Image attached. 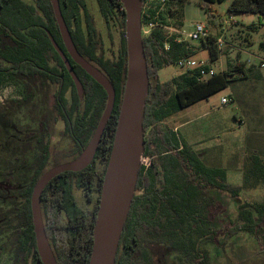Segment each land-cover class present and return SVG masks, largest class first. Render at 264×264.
Returning a JSON list of instances; mask_svg holds the SVG:
<instances>
[{
  "label": "trees",
  "instance_id": "obj_1",
  "mask_svg": "<svg viewBox=\"0 0 264 264\" xmlns=\"http://www.w3.org/2000/svg\"><path fill=\"white\" fill-rule=\"evenodd\" d=\"M142 1L146 4L149 0ZM225 1L200 0V7L213 16L214 6ZM96 2L110 29L112 26L120 29L119 50L112 57L100 52L101 42L87 0H59L62 15L79 53L110 80L116 100L93 163L83 171L57 176L43 193V223L58 264L90 263L99 200L125 92L128 66L125 11L119 0ZM179 5L177 19L183 26L184 2ZM227 12L230 17L236 14L264 17V0H233ZM156 17L155 10L149 7L143 9L144 25L158 23L143 38L150 82L143 120L144 157H149L151 164L148 169L141 166L137 192L120 240L116 264H152V243L168 244L181 264H211L209 251L203 245L213 243L224 246L241 232L258 237L264 230V204L254 208L248 204L241 205L238 222L233 223L220 240L217 229L205 228L202 224L211 223L206 210L216 202L208 195V190L228 192L230 189L226 172L221 168H208L177 131L163 124L184 109L226 89L232 82L230 77L245 74L246 65L237 64L234 70L229 71L230 74L215 73L207 79H202L201 71H209L210 67L203 66L184 72L169 82H160L158 72L161 69L176 65L179 60L192 57L196 52L186 42H179L178 35L169 37L163 28L168 26L165 17L160 16L163 25ZM48 33L65 52L82 83V99ZM215 40L211 38L212 43ZM210 56L212 61L219 58L215 45L210 48ZM6 80L26 84L30 91L25 97L27 100L33 99V90L46 93L52 85L59 86L56 93L57 113L74 144L69 159L64 163L77 159L95 133L106 108L107 94L68 56L50 0H0V82ZM68 92L70 99L66 97ZM27 100L15 103L22 106ZM47 122L45 119L41 125L42 132L48 130ZM22 163L28 165L26 169L32 172V177L7 213L12 224V249L15 263L24 259L30 264H42L33 227L31 197L41 176L64 163L49 167L47 148L30 164L26 159ZM260 185H264V159L254 154L244 169L243 188L257 189ZM77 190L82 192L90 205L77 203ZM231 194L238 196L234 190ZM196 223H199L198 227Z\"/></svg>",
  "mask_w": 264,
  "mask_h": 264
},
{
  "label": "rangeland",
  "instance_id": "obj_2",
  "mask_svg": "<svg viewBox=\"0 0 264 264\" xmlns=\"http://www.w3.org/2000/svg\"><path fill=\"white\" fill-rule=\"evenodd\" d=\"M181 1L184 2L183 26L177 19ZM232 1L216 4L213 16L200 7V0H149L147 4L156 11V20L160 25H163L160 16L165 17L168 26L163 28L169 37L178 35V39L191 46L196 52L192 58L198 63H204L216 73L230 74L229 71L234 70L237 64H245V69L253 71L249 78L233 73L235 76L230 80L234 81L236 76L237 80L233 82L231 90L223 89L163 124L177 131L208 168H221L226 172L230 189L228 192L208 190V195L214 197L216 202L206 210L211 223L202 224L205 228L210 226L217 229L220 240L224 238L226 230L238 222L241 205L248 204L254 208L264 204V185L257 189L243 188L244 169L251 156L255 154L264 159V79L255 77L261 70L264 72V68L254 58L264 60V17L236 14L232 17L238 23L225 25V20L230 17L227 8ZM87 3L102 44L100 52L112 57L119 50L120 29L114 26L110 29L96 0H87ZM199 23L208 28L210 40L207 42L186 38ZM219 37H224L230 46L224 49L218 60L212 61L210 48L214 43L211 38ZM184 71L177 64L170 65L161 69L158 77L160 82L166 83ZM58 89V85H52L46 93L33 90V99L27 100L25 97L30 91L26 84L9 80L0 82V264H17L12 249V224L7 213L32 177V172L26 169L28 165H23L22 161L26 159L30 164L47 148L50 167L67 161L74 148L57 113ZM224 96L232 97L233 103L222 106L221 98ZM66 97L70 99V92ZM22 100L28 102L24 101L22 106L15 103ZM45 119L48 130L42 132L41 125ZM233 190L237 191V197L232 196ZM75 197L79 205H90L81 191H75ZM195 225L198 227L199 223ZM203 248L209 251L211 264H264V230L258 237L241 232L224 246L206 243ZM150 254L152 264H181L168 244L152 243ZM18 264L30 263L20 259Z\"/></svg>",
  "mask_w": 264,
  "mask_h": 264
},
{
  "label": "water",
  "instance_id": "obj_3",
  "mask_svg": "<svg viewBox=\"0 0 264 264\" xmlns=\"http://www.w3.org/2000/svg\"><path fill=\"white\" fill-rule=\"evenodd\" d=\"M125 11L127 45V77L117 129L106 169L94 226L93 248L89 264H116L120 240L137 192L139 172L144 157L143 120L149 96V75L142 33V0H119ZM59 32L70 59L80 66L107 94L105 111L90 143L72 162L58 165L38 180L31 197V213L37 251L42 264H58L50 246L42 218V196L49 183L66 172H80L94 161L103 134L112 117L116 92L110 80L89 63L78 51L61 12L59 0H50ZM62 59L76 90L83 98V85L76 76L69 58L48 33Z\"/></svg>",
  "mask_w": 264,
  "mask_h": 264
},
{
  "label": "built area",
  "instance_id": "obj_4",
  "mask_svg": "<svg viewBox=\"0 0 264 264\" xmlns=\"http://www.w3.org/2000/svg\"><path fill=\"white\" fill-rule=\"evenodd\" d=\"M149 2H147L146 4H144L143 9L147 8V4ZM146 11V10H145ZM143 13V12H142ZM225 25H234L237 23V21L234 20L233 17H229L228 19L225 20ZM158 26L157 22H152V23H145V25L142 23V33L143 35H148L152 29L156 28ZM187 39H191V40H195V41H206L209 38V33H208V28L205 24L203 23H199L196 24L194 26V29L192 32H189L187 34ZM179 42H184V40L182 39H178ZM215 47L217 48L218 54L222 55L224 52V49L228 46H230V44H228L225 40L224 37H219L215 40L214 42ZM166 50L169 49L168 44L165 45ZM242 53L247 54L246 51L240 50ZM256 58V60H258L260 67L264 68V60L258 57H254ZM178 67L184 69V72H189L192 71L194 69L197 68H201L203 66H206L204 63H198L197 61H195L192 57H188V58H183L181 60H179L177 62ZM216 72L213 69H210L209 71H205L202 70L201 71V75H202V79H207L210 78L211 76H213ZM230 103H233V99L231 97H222L221 98V105L225 106L228 105ZM151 164V159L149 157H143L142 158V165L144 166L146 169L149 168Z\"/></svg>",
  "mask_w": 264,
  "mask_h": 264
},
{
  "label": "crops",
  "instance_id": "obj_5",
  "mask_svg": "<svg viewBox=\"0 0 264 264\" xmlns=\"http://www.w3.org/2000/svg\"><path fill=\"white\" fill-rule=\"evenodd\" d=\"M259 16V15H257ZM238 23V22H237ZM253 71L251 69H245V74H239V75H243V77H246V78H249V74H251ZM237 77V76H236ZM235 77L234 81L237 80V78ZM255 77L258 79V80H262L264 79V72L261 70L260 74H255ZM232 81L228 87L226 89H229L231 90L232 86H233V82ZM225 97V96H224ZM232 98V97H231ZM240 108V106H239ZM239 110V109H238ZM261 157V156H260Z\"/></svg>",
  "mask_w": 264,
  "mask_h": 264
},
{
  "label": "flooded vegetation",
  "instance_id": "obj_6",
  "mask_svg": "<svg viewBox=\"0 0 264 264\" xmlns=\"http://www.w3.org/2000/svg\"><path fill=\"white\" fill-rule=\"evenodd\" d=\"M51 41V40H50ZM52 43V42H51Z\"/></svg>",
  "mask_w": 264,
  "mask_h": 264
}]
</instances>
